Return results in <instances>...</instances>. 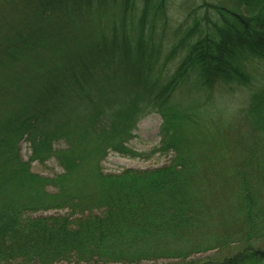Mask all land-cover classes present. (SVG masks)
<instances>
[{"label":"trees","instance_id":"16d2710c","mask_svg":"<svg viewBox=\"0 0 264 264\" xmlns=\"http://www.w3.org/2000/svg\"><path fill=\"white\" fill-rule=\"evenodd\" d=\"M2 2L0 264H162L159 257L175 256L165 240L200 226L199 187L190 184L195 162L185 143L193 118L174 98L191 79L208 97L214 90L249 96L241 112L253 140L230 193L243 239L264 238L256 189L264 183V0H184L180 37L162 64L165 45L153 30L170 29V0ZM172 59L178 66L171 72ZM151 112L162 120L159 145L137 152L128 143L137 120ZM21 140L28 161L54 159L62 175L29 173L17 154ZM87 149L96 156L94 191L58 187L56 198L47 195L45 185L66 182L85 166ZM109 152L173 157L158 168L102 175L97 165ZM49 205L68 212L34 215ZM185 259L175 264H264V245L219 263Z\"/></svg>","mask_w":264,"mask_h":264},{"label":"rangeland","instance_id":"374dc122","mask_svg":"<svg viewBox=\"0 0 264 264\" xmlns=\"http://www.w3.org/2000/svg\"><path fill=\"white\" fill-rule=\"evenodd\" d=\"M184 0H170L168 16L170 17V29L162 32L160 27L153 30V35L158 42L165 46L161 48L160 63L162 64L166 55L171 51L180 35L175 28L181 22L183 13L188 9ZM6 8L0 0V12ZM114 13H115V8ZM113 17L108 18V21ZM128 20V19H127ZM118 23L119 21L116 20ZM89 27V26H88ZM85 30V26L82 28ZM162 36V38H161ZM169 44V45H168ZM173 60V59H172ZM178 59L167 63L172 72L178 66ZM191 79V78H188ZM193 79L181 85L174 94L176 101L181 103L185 112L193 118L189 121L186 134V142H190L192 148V163L195 166L191 174V187L198 193L197 200L200 203V226L196 225L183 237L168 240L169 249H175V256L158 258V263L175 264L186 258V261L211 260L219 263L222 260L235 255L245 246L251 244L264 245V238L259 240L243 239L242 231L245 225L239 221L237 216V197L231 194V187L239 178L237 175L245 169L242 163L248 153L246 146L252 143L253 134L244 118L243 108L249 96L246 92H236L225 95L214 90L213 95L208 97L194 83ZM183 110V109H182ZM183 110V111H184ZM188 115V116H189ZM189 116V117H190ZM161 116L156 112L146 114L137 120L134 138L128 146L137 152L148 153L152 148L159 145L158 129L161 124ZM195 123L197 125H195ZM187 144V143H186ZM189 144V145H190ZM63 144H57L55 148H62ZM84 152L85 166L70 176L66 182L45 185V193L56 198L62 187H74L84 193H92L97 187L94 177L96 156L93 149ZM91 152V153H90ZM18 158L22 163H28L29 173L45 179H54L62 175L63 171L54 159L43 163L28 161L30 149L27 141L21 140L18 144ZM173 153H156L148 158H128L109 152L99 161L97 167L102 175H118L124 170H150L168 165ZM35 186L41 187L40 183ZM263 187V188H259ZM259 193L258 205L264 209V183L259 182L256 187ZM67 209L54 208L49 205L43 211L34 213L35 216H46L54 214H66ZM182 254L185 257H176ZM55 264H85V263H55Z\"/></svg>","mask_w":264,"mask_h":264}]
</instances>
